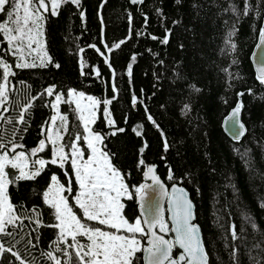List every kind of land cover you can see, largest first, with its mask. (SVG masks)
Returning a JSON list of instances; mask_svg holds the SVG:
<instances>
[{"label": "trees", "instance_id": "1", "mask_svg": "<svg viewBox=\"0 0 264 264\" xmlns=\"http://www.w3.org/2000/svg\"><path fill=\"white\" fill-rule=\"evenodd\" d=\"M41 2L4 0L0 27H22L24 5L35 9ZM112 4L120 18L131 10L138 23V46L126 53L121 72L130 112L124 111L113 127L103 116L99 60L85 50L83 65L94 86L89 88L70 77L59 56L64 48L74 52L73 33H80L87 45L89 0H63L54 12L39 13L41 59L11 48L0 37V155L13 157L21 151L29 165L44 162L31 178L4 167L7 201L21 222L0 232V264L89 262L88 240L71 237L46 201L53 178L65 189L67 208L82 228L145 244L143 234L116 231L86 217L77 202L80 188L71 151L75 146L83 157L89 154L77 96L97 104L90 129L101 138L103 154L125 183L128 197L120 203L124 223L139 220L135 195L144 171L155 165L166 185L180 181L188 191L209 264H264V82L255 78L250 61L264 27V0ZM238 101L246 134L233 142L221 123ZM54 103L68 158L62 165L50 162L52 150L45 139ZM128 264H142L141 250Z\"/></svg>", "mask_w": 264, "mask_h": 264}, {"label": "rangeland", "instance_id": "2", "mask_svg": "<svg viewBox=\"0 0 264 264\" xmlns=\"http://www.w3.org/2000/svg\"><path fill=\"white\" fill-rule=\"evenodd\" d=\"M62 1L42 0L35 9L25 4L20 11L23 26L0 27V37L9 43L11 48L25 51L24 53L28 52L32 57L41 59L42 36L38 23L39 13L47 10L54 12ZM112 2L113 0H89V10L86 13L87 45L84 46L81 34L76 32L73 33L74 52L71 53L68 48H64L59 53L64 70L78 84L89 88L94 86L88 77V69L83 65L86 61L85 50H91L94 57L99 60L104 87L103 116L109 127L118 124L124 111L130 112L131 104L121 72L126 53L138 46L136 35L138 23L134 14L128 10L126 15L120 18ZM3 4L4 0H0V10ZM19 44L23 46H18ZM76 104L82 112L85 140L89 148L88 156L83 157V153L74 146L70 156L80 188L78 204L82 206L86 217H96L114 227L116 231L123 228L128 233L138 232L145 235L140 220L128 225L120 218V203L123 198L128 197V192L122 177L111 168L103 154L100 148L101 138L90 129L93 108L97 104L83 96L76 97ZM52 110L53 115L47 126L45 139L52 150L50 162L62 165L68 158L61 146L59 129L62 123L57 103H54ZM6 165L17 170L19 177L31 178L44 166V162L29 165L21 151H16L13 157H9L6 153L0 155L1 233H5L6 228L14 229L21 222L20 217L8 204L5 194L7 181L4 167ZM64 191L65 189L53 178L45 198L48 204L55 207L62 227L71 237L82 235L88 240L86 254L89 262L87 264H128L134 252L142 248L139 240L125 235L92 232L82 228L67 208Z\"/></svg>", "mask_w": 264, "mask_h": 264}, {"label": "water", "instance_id": "3", "mask_svg": "<svg viewBox=\"0 0 264 264\" xmlns=\"http://www.w3.org/2000/svg\"><path fill=\"white\" fill-rule=\"evenodd\" d=\"M143 1L128 0L130 6H139ZM250 61L255 78L264 82V27ZM239 105L240 101L221 123L222 132L233 142L241 141L246 134ZM135 202L145 231L142 264H209L202 233L196 223L195 206L180 181L166 185L157 174L156 166L149 165L143 173ZM174 251H177L176 255Z\"/></svg>", "mask_w": 264, "mask_h": 264}]
</instances>
